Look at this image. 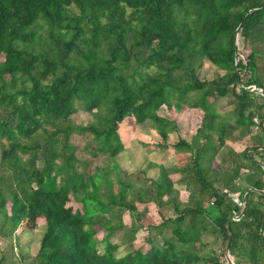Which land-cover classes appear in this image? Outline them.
<instances>
[{
	"label": "trees",
	"instance_id": "trees-1",
	"mask_svg": "<svg viewBox=\"0 0 264 264\" xmlns=\"http://www.w3.org/2000/svg\"><path fill=\"white\" fill-rule=\"evenodd\" d=\"M263 42L264 0H0V237L41 222L31 264H227L224 251H199L201 234L214 227L233 264H264ZM201 58L222 73L198 78ZM228 94L232 122L214 105ZM161 105L170 118L157 113ZM182 109L201 113L190 141L177 136L171 144L186 161L143 163L138 172L152 166L156 177L129 195L134 184L115 159L126 148L117 125L129 115L148 121L159 146ZM78 110L93 119L72 123ZM250 126L260 134L249 135V145L225 146ZM74 132L80 147L69 142ZM174 176L197 193L179 202ZM108 177H116V192ZM135 202L170 203L174 215L136 222L131 233L145 226L169 234L160 244L146 235L144 249L128 242L115 256L108 237L122 224L105 215L120 207L137 219Z\"/></svg>",
	"mask_w": 264,
	"mask_h": 264
},
{
	"label": "rangeland",
	"instance_id": "rangeland-1",
	"mask_svg": "<svg viewBox=\"0 0 264 264\" xmlns=\"http://www.w3.org/2000/svg\"><path fill=\"white\" fill-rule=\"evenodd\" d=\"M237 37V38H236ZM236 43H238L237 39L240 38L235 35ZM257 47L260 49L261 53H264V42L258 43ZM238 50H241L243 53L245 50L241 48V45H237ZM262 62V60H261ZM222 71L216 68L214 65L209 63L206 59L201 58L200 65L195 71V75L202 79V78H212L216 77V75L221 74ZM250 90L259 91L256 87H251ZM191 97L193 95L189 94ZM188 96V97H190ZM235 102V98L228 94L227 96L216 98L214 100V105L216 111L221 115L223 119L226 121L232 122L234 119V115L231 112V108ZM157 113L159 115L165 116L170 118L168 111L164 105H161L157 109ZM264 115V111H262ZM201 113L196 109H182L181 112L177 114L176 117V131L170 132L164 144H160L159 146L154 145L153 143H159L158 136L150 127L148 121L134 123V119L129 116H125L124 120L121 121L117 125V133L123 145H125V149L118 152L115 156L116 161L118 162L120 168L122 167L123 172L126 173L129 180H131L134 184V187L129 190L128 194L133 196L134 189L137 187L136 185L140 184L144 177L148 178H155L156 171L154 167H144L145 174L142 175L136 170L135 172L130 173L129 171L137 168H141L146 162H152L153 164H162L166 167L172 166L176 163H184L186 161V154L182 156H178L175 150L171 147L172 142L177 138V136L183 137L185 140L190 141L191 137L193 136L197 125L199 124ZM70 121L74 124H86L87 122L93 119V115L84 111L78 110L75 113H72L70 116ZM258 129L250 126L248 132H246L245 128L238 127L237 131H234L228 139L225 141V146L231 147L234 151H240L245 144L249 145L250 142L248 141L249 135H259ZM69 142L71 144H75L77 147L82 145V138L78 136L77 133H72L70 136ZM225 146L219 149L215 156L214 160L216 162H221L222 160V153L225 150ZM80 151L76 152L77 154ZM104 160H98V167L105 168ZM144 163V164H143ZM126 170V171H125ZM148 172V173H147ZM155 172V175H154ZM131 174V175H130ZM147 174V175H146ZM148 176V177H147ZM121 177V175H120ZM175 177V176H174ZM110 179V177H108ZM116 178V177H115ZM115 178L112 177L110 179V190L112 192H116L118 190V185H116ZM123 178V177H122ZM172 182L176 183L175 185L179 186L181 192H178V195L183 199H188V197L192 193H197V188L193 182L184 183L182 182L179 177H175L172 179ZM216 187H220L219 184L215 183ZM241 187H244V183L239 184ZM101 190H105L104 185H99ZM176 189V188H174ZM100 190V191H101ZM240 190L238 193H235L237 196L240 195ZM230 194V193H229ZM235 194H230L233 200H235ZM177 195V196H178ZM196 197V194H194ZM164 196H162L161 200H164ZM130 201V197L127 198ZM165 203V202H163ZM163 205V204H161ZM72 206H77L73 204ZM138 211V220L136 219L135 212H129L127 209L116 207L113 209L112 213H107L105 216L110 217L112 222L120 220L122 226L121 229L117 228L114 229L112 234L108 237V240L111 243H114L117 246V249L114 250L115 256L123 255L127 250L130 249V246L127 245L128 242L133 247H139L144 249L147 247L145 242L141 240L144 233L141 234L143 230L142 228H136L133 233L129 230V226L136 224V222H157L161 219L159 216L163 214L164 217L166 216H173L174 212L172 211V206L170 203L165 204L161 208L156 211L157 205L152 202H146L138 204L137 206ZM158 212V214H157ZM160 214V215H159ZM159 215V216H158ZM39 224H36L33 228L27 227L28 224L23 225L19 224L17 226V230L11 233L9 236L0 237V264H31L34 262L33 257L38 248L39 238L42 234L43 227L40 224L41 222L38 221ZM20 226H23L21 229ZM26 228V229H25ZM28 229V230H27ZM106 233V230L97 231V238H101L102 235ZM202 233V232H201ZM168 235V231L164 230V236ZM164 236H159L154 238V242L156 244H160L161 240ZM215 233L206 230L202 233L201 239L204 241L202 242V247H200V253L206 252V250L211 248L215 249L214 253H220L224 251V255L226 258L228 256V250L225 252V245L224 242L219 239L217 236V240H212L216 237ZM103 245L102 242L98 243L97 246L101 247ZM131 246V247H132ZM1 256L4 257V260L1 261ZM231 258V257H230ZM3 259V258H2ZM232 259V258H231ZM227 260V259H226Z\"/></svg>",
	"mask_w": 264,
	"mask_h": 264
},
{
	"label": "crops",
	"instance_id": "crops-1",
	"mask_svg": "<svg viewBox=\"0 0 264 264\" xmlns=\"http://www.w3.org/2000/svg\"><path fill=\"white\" fill-rule=\"evenodd\" d=\"M169 134V133H168ZM168 137V136H167ZM183 138V137H182ZM174 141H176V139L174 140ZM173 141V142H174ZM172 142V143H173ZM149 162V161H148ZM121 169H122V167H121ZM139 169H140V167L139 168H137V169H133V170H131V171H129L130 173H132V172H135L136 170H138L139 171ZM126 171V170H125ZM148 173V172H147ZM147 175V174H146ZM154 175H155V172H154ZM148 177V176H147ZM175 177H179V176H175ZM174 177V178H175ZM176 183H174V182H172V187L173 188H176V189H173L174 191H175V194H176V198H177V200L179 201V202H183V201H185L186 200V198L185 199H183V200H181L182 198L180 197V195H178V192L180 193L181 192V189H179V186L178 185H175ZM178 195V196H177ZM165 198V197H164ZM138 204H141V203H138V202H135V205L137 206ZM165 205V203H163V205H157V207H156V211L159 209V208H161L162 206H164ZM157 214H158V212H157ZM160 215V214H159ZM158 215V216H159ZM171 215H169V216H166V217H170ZM166 218V217H164L163 216V214H161V216H159V218ZM159 221H161V219L159 220ZM159 221H157V222H150V223H152V224H158L159 223ZM145 225V224H144ZM143 230H140V231H142L141 232V234H145V235H143V237L141 238V240L146 236V235H148V236H153L154 234H153V232H151L150 230V232L149 231H147L146 229H147V227H145V226H142L141 227ZM208 231H211V232H213V233H215V235H217L218 236V240L219 239H221V236H220V234H219V232H218V230L216 229V228H209L208 229ZM205 232V231H204ZM163 234H164V232H163ZM169 234V233H168ZM202 235V234H201ZM159 236H161V235H154V238L155 237H159ZM217 236L216 237H214V239H212V240H217ZM200 238H201V236H200ZM201 241L202 242H204L202 239H201ZM212 250H210V249H208V250H206V253L205 252H203L204 254H210L212 257H214V256H217V254L218 253H214L215 252V249L214 248H211Z\"/></svg>",
	"mask_w": 264,
	"mask_h": 264
},
{
	"label": "water",
	"instance_id": "water-1",
	"mask_svg": "<svg viewBox=\"0 0 264 264\" xmlns=\"http://www.w3.org/2000/svg\"><path fill=\"white\" fill-rule=\"evenodd\" d=\"M236 52V51H235ZM254 115V114H253ZM262 169H264V165L263 164H260ZM242 213L240 212L238 216H240ZM228 250V242L226 243L225 245V252H227ZM227 264H233L232 260L230 258H227Z\"/></svg>",
	"mask_w": 264,
	"mask_h": 264
},
{
	"label": "built area",
	"instance_id": "built-area-1",
	"mask_svg": "<svg viewBox=\"0 0 264 264\" xmlns=\"http://www.w3.org/2000/svg\"><path fill=\"white\" fill-rule=\"evenodd\" d=\"M233 219H237L239 216H237L235 213L233 214Z\"/></svg>",
	"mask_w": 264,
	"mask_h": 264
}]
</instances>
